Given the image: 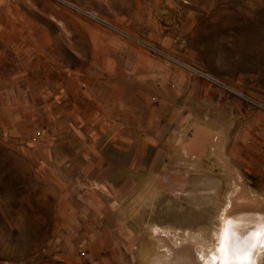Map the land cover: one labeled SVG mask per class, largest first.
Returning <instances> with one entry per match:
<instances>
[{
  "label": "rangeland",
  "instance_id": "374dc122",
  "mask_svg": "<svg viewBox=\"0 0 264 264\" xmlns=\"http://www.w3.org/2000/svg\"><path fill=\"white\" fill-rule=\"evenodd\" d=\"M18 49L32 56L26 68L70 75L106 103L107 116L155 143L136 145V155L153 161L144 171L136 162L127 198L116 191L118 170L94 187L129 203L109 264H195L191 254H204L198 238L216 244L228 196L232 214L264 211V0L0 1V92L21 62ZM15 100L38 101L0 97V107ZM4 117L0 264H108L69 241L59 248L63 257L54 256L53 235L78 229L73 203L85 187L38 159L44 115L13 112L6 124Z\"/></svg>",
  "mask_w": 264,
  "mask_h": 264
},
{
  "label": "crops",
  "instance_id": "0c3cea01",
  "mask_svg": "<svg viewBox=\"0 0 264 264\" xmlns=\"http://www.w3.org/2000/svg\"><path fill=\"white\" fill-rule=\"evenodd\" d=\"M26 54L27 49L16 51L21 62L4 81L0 97L5 100L25 97L38 101L36 106L21 105L20 100L19 103L15 100L14 105L4 104L0 107V114L6 116L3 121L5 124L6 120L10 122L13 112L27 113L31 117L33 114L44 115V119H41L45 120V124L40 126L43 137L39 141L42 156L38 159L51 165L57 178L71 176L82 180L79 183L85 187H80L81 191L75 194L77 200L73 203L78 210L77 216L73 214L72 225L78 229L69 233L63 227L68 220L63 217V213L59 215V225L63 228L51 239L52 250H59L54 256L63 257V251L59 248L69 241L73 248L85 245L90 251H99V260L109 264L108 253L117 248L114 239L120 236L119 233L123 230L121 227L128 226V217H125L124 211L128 210L129 203L111 202V198L106 199L102 195L105 194L102 190L94 187H105L103 179L110 177V171L118 170L122 172L118 177L123 180L116 191L122 199L127 198L132 191L128 186L134 175L131 173L134 172L136 162L139 163V170L144 171L146 168L142 163L149 158L153 161L152 155H136V145L146 142L147 147H152L155 143L142 134L134 133L132 123L118 122L107 116L108 111L104 106L106 103L91 100L89 93L78 88L77 80L70 75L55 73L49 69L38 74L34 67L26 68L34 65L32 56L29 59ZM163 139L162 146H166V139ZM158 145L161 146L160 143ZM110 149L118 151V154H108L106 151ZM71 151L73 153H69ZM64 191L60 210L65 207L67 190Z\"/></svg>",
  "mask_w": 264,
  "mask_h": 264
},
{
  "label": "bare ground",
  "instance_id": "6f19581e",
  "mask_svg": "<svg viewBox=\"0 0 264 264\" xmlns=\"http://www.w3.org/2000/svg\"><path fill=\"white\" fill-rule=\"evenodd\" d=\"M238 198L240 201H247L248 199L243 194H240ZM232 199L231 196H228V206L223 214L218 217L216 244L210 247L206 240L198 238L197 241L202 243L201 247L204 248V254L200 255L195 252L193 255L191 254L193 263L258 264L264 255L262 254L264 252V211L243 207L244 210L232 214ZM253 199L254 197L250 200ZM242 204V206H246L245 203ZM178 245L180 244L178 243ZM181 247L182 245L179 246L182 250Z\"/></svg>",
  "mask_w": 264,
  "mask_h": 264
},
{
  "label": "built area",
  "instance_id": "2783aa9c",
  "mask_svg": "<svg viewBox=\"0 0 264 264\" xmlns=\"http://www.w3.org/2000/svg\"><path fill=\"white\" fill-rule=\"evenodd\" d=\"M0 1H5V0H0ZM6 1H8V0H6ZM10 1H12V0H10ZM35 135H36V136L39 135V131H37V132L35 133Z\"/></svg>",
  "mask_w": 264,
  "mask_h": 264
},
{
  "label": "flooded vegetation",
  "instance_id": "af4514ba",
  "mask_svg": "<svg viewBox=\"0 0 264 264\" xmlns=\"http://www.w3.org/2000/svg\"><path fill=\"white\" fill-rule=\"evenodd\" d=\"M264 254V253H263Z\"/></svg>",
  "mask_w": 264,
  "mask_h": 264
}]
</instances>
